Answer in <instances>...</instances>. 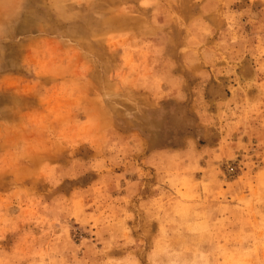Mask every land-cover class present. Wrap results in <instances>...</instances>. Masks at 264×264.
<instances>
[{
	"label": "rangeland",
	"instance_id": "obj_1",
	"mask_svg": "<svg viewBox=\"0 0 264 264\" xmlns=\"http://www.w3.org/2000/svg\"><path fill=\"white\" fill-rule=\"evenodd\" d=\"M151 2L0 0V264H264V0Z\"/></svg>",
	"mask_w": 264,
	"mask_h": 264
},
{
	"label": "snow or ice",
	"instance_id": "obj_2",
	"mask_svg": "<svg viewBox=\"0 0 264 264\" xmlns=\"http://www.w3.org/2000/svg\"><path fill=\"white\" fill-rule=\"evenodd\" d=\"M5 8H11V7H16L19 8V0H15V2H12V0H4V3L2 5ZM54 8L57 9H62L63 5L60 3H54L53 4ZM143 7L145 8H151L154 7V4L151 2V0H144V5ZM30 22L34 27H39L41 30H44L48 27L47 21L45 18H41L40 16H30ZM261 167H264V164L261 165ZM66 175H71L72 174V169L69 168L68 172L65 173ZM51 180V177H49ZM5 237L0 236V241L4 240Z\"/></svg>",
	"mask_w": 264,
	"mask_h": 264
}]
</instances>
